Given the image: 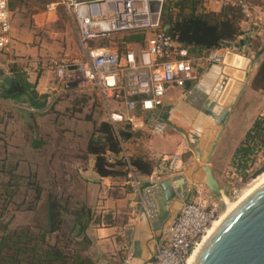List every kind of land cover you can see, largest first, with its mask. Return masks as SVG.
<instances>
[{
	"label": "rangeland",
	"instance_id": "obj_1",
	"mask_svg": "<svg viewBox=\"0 0 264 264\" xmlns=\"http://www.w3.org/2000/svg\"><path fill=\"white\" fill-rule=\"evenodd\" d=\"M166 1L167 5L172 4L171 6L174 8L173 3L175 0ZM8 5L10 36L11 34L19 35L23 31H31L32 34L37 36L35 45L37 49L36 64L33 72L37 75L44 70L53 72L52 76L57 85V91L60 90L61 92L56 96H52L54 99L56 98L57 104L55 103L54 110L46 114H32L27 105L21 106L16 102L14 103L17 104V107L0 102V235L3 233L1 229L3 225H9L8 230H13L27 224H42L46 214V197L50 192L57 194L62 199H68L71 203L76 199H84V190H82V185L77 177V168L80 162L78 144H82L83 138L90 133L93 121L95 123L103 120L107 121L101 97L95 90L90 88L76 90L74 87L68 89L65 88L63 83L56 80L54 72L56 67L63 65L71 70L77 63L81 62L83 55L77 40L74 19L66 10L64 0H8ZM34 31L35 33H33ZM123 37L112 36L107 41L89 42L88 46L101 45L110 48L113 44L122 40ZM136 42L141 43L140 41ZM231 43L222 45L217 49H224ZM5 49L6 51H3ZM7 49L9 48L0 49V54H2L0 64L3 65L2 70H0V77L11 76L9 75L11 73V63L6 65L7 60L4 61L3 58L8 57V54H5ZM40 50H43V53H40ZM263 59L264 40H259L256 55L251 66L247 69L245 77L243 76L244 84L246 88H250V91L243 94L245 88L237 98V92L232 93L228 89L223 95V90L227 86V79H221L218 82L219 93L215 96L210 94L213 97L212 101L222 100L221 108H229L235 102L210 161L212 174L222 189V195L216 197L204 186V174L199 169V163L202 160L204 161L219 130L213 118L207 117L206 119L198 111L197 116L206 120V122L201 123L202 134L200 133L201 136L198 134L199 142L197 141L198 143L195 144L194 148L191 144L193 143L192 139L183 141L181 144L184 145V148H182L183 152L180 155L182 166L176 169L174 166L169 168V163L174 158V154L168 160L166 167L165 174L169 176L179 171H187L191 167L194 172L193 180L195 183L192 186L187 203L194 201L195 189H205L219 205V219L230 204H236L241 200L264 175V169L258 175H253L264 166V152L261 150L251 157L244 174L232 165L234 151L243 141L246 132L256 118L264 116V90L255 89L254 87V85L262 86L260 80L258 81L256 77V71ZM211 64L213 63H205V70H201V76L205 74ZM217 64L221 65V63ZM22 73L25 74L26 72L23 71ZM201 76L197 77L196 82L202 78ZM63 90L67 92H63ZM213 90H215V87H213ZM1 93L0 91V100L2 101ZM68 95H74V97L75 95L84 96L71 98L73 103L77 101L71 105V99ZM5 100L13 101L11 99ZM107 104L109 110L125 114L122 100L108 98ZM131 115H134V112ZM120 126L123 125L117 127ZM132 128V126H129V131L132 133L131 138L134 136ZM147 131L149 135L155 136L151 134L150 125L147 127ZM165 133L155 137H162ZM33 140L44 141L43 147L38 150L32 149L31 142ZM124 143L125 141L121 144V153L115 158L117 160L123 159L127 166L129 159L132 157L126 156L123 152ZM196 148L199 150V159L195 153ZM123 169L127 173L126 167ZM11 172L22 179L11 178L10 188L5 190L2 184L8 181V174ZM34 176L35 178H33ZM33 182L42 188V194L38 201H33ZM26 192L27 195L24 198ZM23 199L25 204L18 208L17 205ZM30 205L33 209L26 210Z\"/></svg>",
	"mask_w": 264,
	"mask_h": 264
},
{
	"label": "crops",
	"instance_id": "obj_2",
	"mask_svg": "<svg viewBox=\"0 0 264 264\" xmlns=\"http://www.w3.org/2000/svg\"><path fill=\"white\" fill-rule=\"evenodd\" d=\"M199 2V11L217 13L222 8L220 4L208 0ZM240 27L241 34L233 43L224 49H215L223 52L224 60L221 65L211 64L201 76L206 61L202 57L196 58V80L199 75L202 78L197 82H188L182 89L169 88L163 104L152 112H141L138 109L134 111L131 125L134 136L125 141L123 152L128 157H142L153 163V170L149 175H142L133 168L139 182L138 191L131 187L127 173L124 176L101 177L95 171V156H86L83 151L78 155L80 162L77 177L84 190L83 200L94 215L87 229V235L92 242L89 253L96 259L97 264H148L161 239L165 237L168 227L183 206L178 196L167 203L164 190L160 187V183L169 176L165 174L168 160L175 154L174 168L182 166L180 155L184 145L181 143L192 139L191 144L195 148V144L199 142L198 134H202L201 123L206 120L197 116V113L199 111L206 119L213 118L204 114L202 109L212 101L210 94L214 91L213 87L215 91L218 90V82L221 79H227V84L230 81L227 90L232 93L238 91L241 85H245L238 77H245L256 55L259 40H264V0H251L249 16L243 17ZM20 34H11L12 43L5 53L8 57H3L4 61L7 60L6 65L11 63L10 68L14 65L21 66L19 72H26V81L32 86L31 90L39 96H56L61 91H57L53 72L44 70L38 75L33 72L36 64L37 36L31 31H23ZM40 53H43V50H40ZM2 68L3 65L0 64V70ZM211 73L213 74L210 75ZM13 74L14 69L9 75ZM247 91H250V88L247 87L243 94ZM0 102L17 107L14 101L3 99ZM153 121L166 125L167 132L165 131L164 136L149 135L147 127ZM198 151L196 148L195 153L199 159ZM115 157L109 154L108 162L117 161ZM199 165H203V160ZM121 170L124 171L123 168ZM177 173H182L187 182L194 178L191 167L187 171Z\"/></svg>",
	"mask_w": 264,
	"mask_h": 264
},
{
	"label": "built area",
	"instance_id": "obj_3",
	"mask_svg": "<svg viewBox=\"0 0 264 264\" xmlns=\"http://www.w3.org/2000/svg\"><path fill=\"white\" fill-rule=\"evenodd\" d=\"M151 0H64L66 10L75 23L82 58L71 70L67 66L55 68L58 82L68 89H93L101 97L106 120L113 126L132 125L136 109L152 112L163 104L169 88H184L196 80L195 58L163 29L161 18L166 0H156L158 11H150ZM222 7L238 8L248 17L251 0H208ZM156 15L155 22L152 16ZM143 34L141 43L120 42L107 46H88L89 42L107 41L112 36ZM8 0H0V49L11 44ZM209 63H222L223 55L211 50L204 57ZM75 86H72V85ZM123 102L125 114L111 111L107 99ZM151 134L161 136L166 125L160 121L150 124ZM176 163L171 159L169 168ZM133 189L139 182L133 167L126 166ZM219 205L205 189H195L194 201L184 203L173 223L168 227L148 264H188L193 252L219 219Z\"/></svg>",
	"mask_w": 264,
	"mask_h": 264
},
{
	"label": "trees",
	"instance_id": "obj_4",
	"mask_svg": "<svg viewBox=\"0 0 264 264\" xmlns=\"http://www.w3.org/2000/svg\"><path fill=\"white\" fill-rule=\"evenodd\" d=\"M171 5L164 6L161 23L163 26L169 25L166 33L187 49L192 58H204L209 51L234 42L241 34L240 23L243 15L238 8L226 6L217 13L199 11V0H176L173 3L174 8ZM143 37V34L126 35L117 43L142 42ZM10 69H14L13 77L23 86L24 92L12 96L1 93L4 100L11 99L19 103L18 105H27L32 114H46L54 110L56 98H50L49 95L39 96L31 90L32 86L26 81L25 75L19 72L21 67L18 65ZM256 77L262 86L254 85L255 89L264 90V59L257 68ZM68 96L71 99L84 95ZM74 103L71 99V105ZM131 136L129 125L117 127L105 120L98 123L93 121L90 133L83 138L82 144H78V151H83L86 156H95V171L99 176H124L126 171L121 170L126 167L124 160L109 163L107 156H118L122 151L121 144ZM43 145L42 140L31 142L34 150L41 149ZM259 150L264 152V116L256 118L246 132L243 141L234 151L232 165L244 174L247 163ZM129 164L142 175H149L153 170V163L142 157L130 158ZM262 169L264 166L253 175H258ZM8 175V181L2 184L5 190L10 188L11 178L22 179L12 172ZM32 187L33 201H38L42 188L35 182ZM26 195L27 192L24 198ZM24 204L23 199L17 207ZM46 204L42 224H27L13 230H8L9 225L2 226L0 264H97L96 259L89 253L92 242L87 235V229L94 215L87 203L83 199H76L71 203L68 199H62L50 192L46 197ZM32 209L30 205L26 210Z\"/></svg>",
	"mask_w": 264,
	"mask_h": 264
},
{
	"label": "water",
	"instance_id": "obj_5",
	"mask_svg": "<svg viewBox=\"0 0 264 264\" xmlns=\"http://www.w3.org/2000/svg\"><path fill=\"white\" fill-rule=\"evenodd\" d=\"M149 7L150 11L155 14L159 8L158 1L151 0ZM155 20L156 15H153L152 21L155 22ZM163 29L167 31L169 25H164ZM246 62L247 60L244 63ZM238 79L243 81V76ZM229 83L230 81L223 95ZM245 88V85L238 88L237 98ZM0 91L7 96H12L23 93L24 88L14 77L1 76ZM213 92L215 90L212 91V96ZM211 98L213 100V97ZM220 104H222L221 99L218 102L210 101L208 106L202 109L204 114L214 118V123L220 128L202 166L203 184L216 197L222 195V189L212 174L210 161L235 102L229 108H221ZM194 183L195 181L187 183L182 173H176L164 179L160 187L164 190L167 203L178 196L183 205L188 201ZM198 248L192 264H264V183L241 199L214 231L203 239Z\"/></svg>",
	"mask_w": 264,
	"mask_h": 264
},
{
	"label": "bare ground",
	"instance_id": "obj_6",
	"mask_svg": "<svg viewBox=\"0 0 264 264\" xmlns=\"http://www.w3.org/2000/svg\"><path fill=\"white\" fill-rule=\"evenodd\" d=\"M213 73H211L210 75H212ZM209 75V76H210ZM204 83V82H203ZM219 89V88H218ZM218 92V90L217 91H215V92H213V96L216 94ZM219 130H220V128H219ZM219 130H218V132H219ZM218 132L216 133V135L218 134ZM216 137V136H215ZM215 137H214V139H215ZM202 166L203 165H200L199 166V169L200 170H202ZM203 172V171H202ZM262 183H264V175L258 180V182H257V184H255V186L252 188V189H250L247 193H246V195H244L241 199H243L245 196H247L251 191H253L254 189H256L258 186H260ZM240 201V200H239ZM238 201V202H239ZM237 202V203H238ZM237 203L235 204V203H233V204H228L229 205V207L226 209V212L223 214V216L219 219V220H217V221H215V223L212 225V227H211V229L209 230V233H208V235H210L213 231H214V229L219 225V223L224 219V217L237 205ZM198 249L199 248H197L194 252H193V254L191 255V257H190V259H189V263L188 264H192L193 263V261H194V259H195V257H196V255H197V253H198Z\"/></svg>",
	"mask_w": 264,
	"mask_h": 264
}]
</instances>
